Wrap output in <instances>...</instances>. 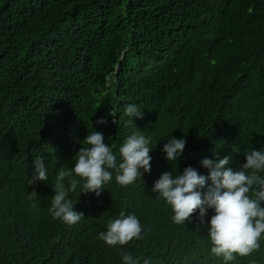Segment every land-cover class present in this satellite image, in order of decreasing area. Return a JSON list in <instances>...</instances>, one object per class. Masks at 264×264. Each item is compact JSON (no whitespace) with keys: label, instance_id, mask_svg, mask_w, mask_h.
<instances>
[{"label":"trees","instance_id":"16d2710c","mask_svg":"<svg viewBox=\"0 0 264 264\" xmlns=\"http://www.w3.org/2000/svg\"><path fill=\"white\" fill-rule=\"evenodd\" d=\"M93 131L117 164L129 136L150 138L151 171L122 186L110 169L99 196L78 185L67 198L84 216L68 225L49 214L52 185ZM173 137L186 148L169 162ZM251 150H264V0H0V264H225L210 251L214 210L177 225L152 189L188 166L208 175L205 158L239 170ZM36 157L48 179L29 186ZM121 212L141 238L108 246L99 234ZM260 243L229 264H264Z\"/></svg>","mask_w":264,"mask_h":264},{"label":"clouds","instance_id":"9594fccd","mask_svg":"<svg viewBox=\"0 0 264 264\" xmlns=\"http://www.w3.org/2000/svg\"><path fill=\"white\" fill-rule=\"evenodd\" d=\"M116 114L114 110L110 113L113 117ZM124 115L129 117V125H135L132 117L143 118V112L135 105H128ZM96 123L106 124L107 120L101 118ZM150 143V138L133 133L120 146L121 162L117 164L116 155L105 143L103 134L90 132L73 159L74 166L59 169L52 185L55 195L49 214L68 225L78 223L84 215L75 210V204L67 198L69 193L75 192L80 185L81 194L94 192L99 196L104 185L112 179L110 169L116 170V181L122 186L142 178L143 172L151 171ZM185 148L186 139L173 137L162 151L170 162L180 158ZM245 157L246 162L240 165L239 170L229 166V154L223 158L217 156L215 160L205 158L201 165L209 169L208 175H201L188 166L175 176L171 172L163 173L152 189L171 206L172 220L177 225L191 220L197 211L200 224L204 225L208 210H214L210 223H207L210 251L213 256L222 257L225 264L235 261L237 256H248L259 250L260 242L264 239V179L258 175L264 172V150H251ZM33 163L35 172L28 179L29 186L48 179L44 159L36 157ZM206 186L207 191L202 193L200 190ZM36 195L32 191L29 199ZM142 231L141 223L134 214L125 215L121 212L118 218L108 221L107 230L99 234V239L108 246H122L134 238L140 239ZM122 264L140 262L131 254H122ZM143 264H151V258L144 259Z\"/></svg>","mask_w":264,"mask_h":264}]
</instances>
